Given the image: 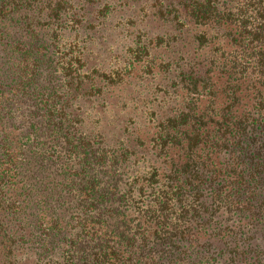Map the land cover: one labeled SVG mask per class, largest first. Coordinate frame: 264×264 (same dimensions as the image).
I'll return each instance as SVG.
<instances>
[{
    "label": "trees",
    "instance_id": "1",
    "mask_svg": "<svg viewBox=\"0 0 264 264\" xmlns=\"http://www.w3.org/2000/svg\"><path fill=\"white\" fill-rule=\"evenodd\" d=\"M91 1L0 0V264H264V0H153L171 91L114 142L79 95L126 78L60 48Z\"/></svg>",
    "mask_w": 264,
    "mask_h": 264
},
{
    "label": "rangeland",
    "instance_id": "2",
    "mask_svg": "<svg viewBox=\"0 0 264 264\" xmlns=\"http://www.w3.org/2000/svg\"><path fill=\"white\" fill-rule=\"evenodd\" d=\"M93 1L86 3V8L82 11L84 14H80L81 23L73 24L68 20L65 24L68 30H83L79 32L78 37L73 32L74 36L71 38L63 32L61 42L67 47L61 45L60 48L69 49L72 39H75L74 44H85L88 64L86 69L89 72L93 68L102 73L115 72L116 75L118 72L126 78V82L119 89L114 84V94L99 93L90 100L79 95L80 114L85 120L84 131L88 134L98 132L107 140H113L112 142L115 141L116 135L124 140L133 141L139 138L148 141L154 101L157 102L156 98H161V93L171 91L168 87L172 83L171 77L163 75L155 78L151 74L149 76L147 66V60L154 57V49H157L155 44L157 45L159 40L156 37L158 34H164L166 28L153 19V0H149L148 5H144L143 0H126L115 8L104 7V0ZM116 1L113 0V3ZM161 42V55L169 56L165 38ZM143 43H146V46H143ZM117 92L121 93V99L115 96Z\"/></svg>",
    "mask_w": 264,
    "mask_h": 264
}]
</instances>
